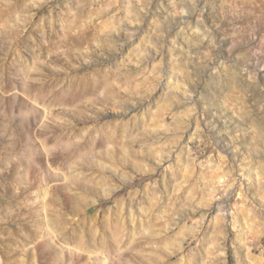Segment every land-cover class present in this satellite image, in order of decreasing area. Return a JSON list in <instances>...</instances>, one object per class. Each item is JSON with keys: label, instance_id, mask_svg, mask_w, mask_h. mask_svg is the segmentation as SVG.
<instances>
[{"label": "rangeland", "instance_id": "1", "mask_svg": "<svg viewBox=\"0 0 264 264\" xmlns=\"http://www.w3.org/2000/svg\"><path fill=\"white\" fill-rule=\"evenodd\" d=\"M260 4L0 0V264H264Z\"/></svg>", "mask_w": 264, "mask_h": 264}, {"label": "bare ground", "instance_id": "2", "mask_svg": "<svg viewBox=\"0 0 264 264\" xmlns=\"http://www.w3.org/2000/svg\"><path fill=\"white\" fill-rule=\"evenodd\" d=\"M257 1H261V4L258 6L260 9L264 8V0H257ZM238 13L240 16H244L246 15V17H249V14L246 13L247 8H249V5L246 2H240L238 3ZM234 14V13H233ZM260 17V16H257ZM234 19V18H232ZM239 19V18H238ZM256 29H260V21H257V24L255 26ZM263 29V27H262ZM242 33L246 36V32L244 31V27L241 28Z\"/></svg>", "mask_w": 264, "mask_h": 264}]
</instances>
